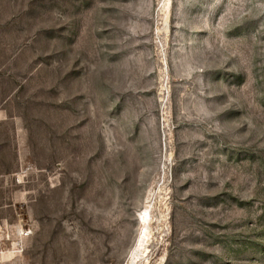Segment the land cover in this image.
I'll return each mask as SVG.
<instances>
[{"label":"rangeland","instance_id":"374dc122","mask_svg":"<svg viewBox=\"0 0 264 264\" xmlns=\"http://www.w3.org/2000/svg\"><path fill=\"white\" fill-rule=\"evenodd\" d=\"M20 221L4 264H264V0H0Z\"/></svg>","mask_w":264,"mask_h":264},{"label":"built area","instance_id":"2783aa9c","mask_svg":"<svg viewBox=\"0 0 264 264\" xmlns=\"http://www.w3.org/2000/svg\"><path fill=\"white\" fill-rule=\"evenodd\" d=\"M33 235L30 225L20 221L11 227H3L0 223V264H4L6 255L21 256L26 241Z\"/></svg>","mask_w":264,"mask_h":264},{"label":"bare ground","instance_id":"6f19581e","mask_svg":"<svg viewBox=\"0 0 264 264\" xmlns=\"http://www.w3.org/2000/svg\"><path fill=\"white\" fill-rule=\"evenodd\" d=\"M147 211H145V215L143 216L144 217V219H146L147 218ZM147 220V219H146Z\"/></svg>","mask_w":264,"mask_h":264}]
</instances>
